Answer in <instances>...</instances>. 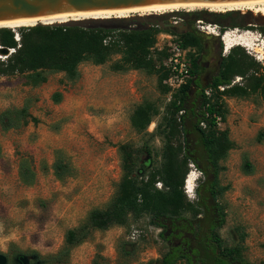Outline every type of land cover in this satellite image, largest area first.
<instances>
[{
    "label": "rangeland",
    "instance_id": "obj_1",
    "mask_svg": "<svg viewBox=\"0 0 264 264\" xmlns=\"http://www.w3.org/2000/svg\"><path fill=\"white\" fill-rule=\"evenodd\" d=\"M186 11L206 17L234 14L227 22L241 23L245 29H223L220 24L203 20L201 24L196 23L211 33L196 29L204 40L205 49L225 58L239 47L264 68V58L262 62L255 60L245 46L226 52L222 41L227 33L233 39L247 37L254 42V37L264 28V16L248 10L221 13L198 8L163 11L150 16L163 17L169 22L176 13ZM119 19L126 18H107L110 22ZM36 25L9 29L19 34L20 29ZM149 26L145 23L133 27ZM166 34L175 35L163 32L157 36V43L162 42ZM108 36L113 38V43L121 40L118 32ZM195 52L192 51L194 57ZM8 56L7 51L0 49L1 61ZM120 59V55H114L104 65L85 62L79 66V77L75 80L64 73H49L48 81L36 88L26 85L25 76L0 75V115L8 109L28 105L32 117L38 120L17 130L3 131L0 126V254L7 256L8 264H16L19 255L28 256L34 264L31 256L34 252L42 257L57 254L65 245L67 232L82 228L86 229L88 237L72 248L66 264H95L96 261L99 264H150L168 250V243L160 237L161 230L150 224L148 216L130 219L125 227L108 231L87 229L91 211L107 208L117 194L123 177L121 146L129 145L134 150L147 147L151 155L144 152L143 162L149 167L162 164L163 141L152 134L172 95L161 93L155 74L115 71L114 65ZM58 93L62 97L60 103L54 98ZM145 102L158 105L161 116L154 119L147 132L138 133L131 125V118ZM225 102L228 113L219 128L227 131L234 146L220 162L219 185L224 189L220 202L227 213V224L221 236L228 245L235 246L241 242V234L236 230L241 229L246 234L244 257L253 264H264V98L256 94L247 98H225ZM58 151L74 168V176L64 182L54 175ZM22 159H29L36 173V182L31 187L22 184L19 178ZM190 174L195 175L197 181L193 193L187 194L186 188L185 192L189 200L195 201L203 176L194 165H190ZM135 231L136 240H132ZM126 247L131 251H126Z\"/></svg>",
    "mask_w": 264,
    "mask_h": 264
},
{
    "label": "trees",
    "instance_id": "obj_2",
    "mask_svg": "<svg viewBox=\"0 0 264 264\" xmlns=\"http://www.w3.org/2000/svg\"><path fill=\"white\" fill-rule=\"evenodd\" d=\"M111 25V29H104L38 24L18 31L20 43L15 40V31L0 28V48L15 50L4 61L0 60V75L25 76L26 85L36 88L48 81L49 73H64L75 80L81 64L104 65L112 56L120 55V61L114 65L115 71L155 74L159 90L168 95L169 89L164 85L167 73L161 68L166 53L152 52L157 36L163 32L173 33L185 49L191 48L199 54L205 50L200 35L178 34L174 27L134 28L135 22L129 19L115 20ZM239 28L245 29V26L237 22L230 26V29ZM261 31L264 34V28ZM112 32H118L121 40L105 45V39ZM190 56L195 74L196 59L194 54ZM237 77L243 79L242 85L224 92L218 90L220 86H230ZM208 89H214L211 98L205 94ZM256 94L264 98V68L239 47L224 58L219 76L200 93H193L191 81L173 94L152 134L163 141L161 166L149 167L143 162L144 152L151 155L149 148L134 150L129 145L121 146L123 177L117 194L107 208L91 211L87 229L108 231L113 227H125L130 219L148 216L150 224L161 230L160 237L169 245L161 258L150 264H253L244 257L246 234L241 229L236 230L241 234V242L235 246L228 245L221 236L227 224V213L220 202L224 191L219 185L220 162L234 145L227 131L219 128L217 119L226 121L225 98H247ZM54 98L56 103L61 102V94ZM29 110L25 105L4 111L0 115L2 130H17L30 122L37 123ZM160 116L158 105L145 102L134 111L131 125L138 133H145ZM190 165L196 166L203 176L195 201L189 200L185 192ZM247 167L251 172V167ZM53 169L61 182L74 176V168L61 151L57 152ZM19 178L25 186L35 184L36 173L29 159L20 162ZM158 183L162 184V190L157 188ZM87 237L85 228L69 230L65 245L57 254L42 257L34 252L31 256L35 264H66L72 248ZM95 264H99L98 261Z\"/></svg>",
    "mask_w": 264,
    "mask_h": 264
},
{
    "label": "water",
    "instance_id": "obj_3",
    "mask_svg": "<svg viewBox=\"0 0 264 264\" xmlns=\"http://www.w3.org/2000/svg\"><path fill=\"white\" fill-rule=\"evenodd\" d=\"M256 0H0V23H8L22 20H42L61 15L93 12H119L128 11L152 6L182 5V4H225L248 2ZM184 13L178 12L175 17H182ZM129 19L135 25H144L152 21L149 27H160L161 24L155 23L153 16H131ZM41 25H48L43 24ZM48 26L62 27H83V28H104L111 29V22L107 19L94 20L87 19L82 21H68L67 23L50 24ZM148 27V28H149ZM176 29V28H174ZM178 34L188 32V29L178 30ZM10 54V50L2 49ZM188 177V176H187ZM126 251H131L126 247ZM0 264H8V258L0 254ZM16 264H31V260L26 255H19Z\"/></svg>",
    "mask_w": 264,
    "mask_h": 264
},
{
    "label": "built area",
    "instance_id": "obj_4",
    "mask_svg": "<svg viewBox=\"0 0 264 264\" xmlns=\"http://www.w3.org/2000/svg\"><path fill=\"white\" fill-rule=\"evenodd\" d=\"M184 21L183 17H172L171 27H177V24H182ZM200 24L202 22H199ZM201 32H204L206 34H211L209 31H205L204 27H199ZM215 33H213L214 35ZM224 34L222 36V41L224 40ZM219 36V35H215ZM164 39L162 42H158L155 47L152 49L155 52H165L166 57L164 58L161 68L165 73H167V77L164 81V85L169 89V94L173 95L180 91L184 86L188 85L191 81H193L195 74L192 73V59H191V54L193 49L188 48L185 49L179 40V37L177 35H172V34H166L163 36ZM247 38V37H246ZM257 41L255 44L253 42V45H250L247 48V52L249 55H251L255 60L262 62L263 58V49H264V34L260 33L257 36L254 37ZM15 40L20 43V36L19 34H16ZM114 40L111 36H108L104 44L105 45H110L113 43ZM224 45L225 42L223 41ZM225 50H226V45H225ZM15 50L11 49L10 54L14 53ZM241 80L242 78H237L232 82L230 86H220L218 90L220 92H224L226 89H229L235 85H242ZM214 93V89H208L205 91V94L208 98H211ZM217 124L218 126H221V119H217ZM205 127V124H202ZM157 188L162 190L163 186L161 183L157 184ZM136 232L133 234L132 240H136L135 235Z\"/></svg>",
    "mask_w": 264,
    "mask_h": 264
},
{
    "label": "bare ground",
    "instance_id": "obj_5",
    "mask_svg": "<svg viewBox=\"0 0 264 264\" xmlns=\"http://www.w3.org/2000/svg\"><path fill=\"white\" fill-rule=\"evenodd\" d=\"M207 9L212 12H229V11H238V10H248L249 12H253L255 14H260L264 16V0H256V1H248V2H237V3H225V4H182V5H166V6H152L147 8L128 10V11H119V12H93V13H77V14H67L61 15L49 19L42 20H22L8 23H0V28H14L19 26H33L40 22L43 24H63L68 21H82L87 19L101 20L112 17L118 18H128L131 17L132 14H139L150 16L152 14H156L163 11H178L182 9ZM143 17V16H142ZM226 44V52H229L236 46H245L249 47L253 43L252 38L241 37L239 39H233L231 36L226 35L223 38ZM256 41V39H255ZM254 41V42H255ZM1 47V46H0ZM264 50V49H263ZM264 53V51H263ZM264 58V57H263ZM197 178L195 175L190 174L186 179V191L187 194L193 193L195 183Z\"/></svg>",
    "mask_w": 264,
    "mask_h": 264
},
{
    "label": "flooded vegetation",
    "instance_id": "obj_6",
    "mask_svg": "<svg viewBox=\"0 0 264 264\" xmlns=\"http://www.w3.org/2000/svg\"><path fill=\"white\" fill-rule=\"evenodd\" d=\"M184 15L182 16L184 18V21L182 24H177V27H174L178 30H184L188 29V32L195 33L197 35H200L199 32L196 29H200V26H197V22H208V23H216L220 24V26L223 29L230 28V26L234 23L232 21L227 22V20H230L234 17V14L230 15H208L207 17L204 16L202 13H195V12H182ZM156 18L155 23L161 24L160 26L163 29L169 28L170 22H167L163 17H154ZM147 24H152V21L146 22ZM196 53V52H195ZM196 59V65L198 67L194 79H193V93H200L201 90L212 84L214 80L219 76L220 68L222 66V63L224 61V58H221L220 56H214L210 53L207 49L202 51L200 54H195ZM32 264V263H31ZM35 264V263H34Z\"/></svg>",
    "mask_w": 264,
    "mask_h": 264
}]
</instances>
